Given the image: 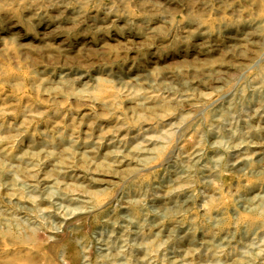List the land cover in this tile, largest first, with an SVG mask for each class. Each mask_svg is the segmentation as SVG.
<instances>
[{"label":"rangeland","instance_id":"obj_1","mask_svg":"<svg viewBox=\"0 0 264 264\" xmlns=\"http://www.w3.org/2000/svg\"><path fill=\"white\" fill-rule=\"evenodd\" d=\"M0 22V264H264V0Z\"/></svg>","mask_w":264,"mask_h":264},{"label":"clouds","instance_id":"obj_2","mask_svg":"<svg viewBox=\"0 0 264 264\" xmlns=\"http://www.w3.org/2000/svg\"><path fill=\"white\" fill-rule=\"evenodd\" d=\"M180 3L182 4H186V0H180ZM31 6V5H28ZM2 23V22H0ZM21 33L17 32L13 34L14 37V42L18 45V46H23V41L20 39L21 37ZM97 71L102 74V75H106V76H111L113 79H120L123 78L124 76V71L123 69H119V70H111L109 71L107 69V62L103 60V58H101L100 62H99V66L97 68Z\"/></svg>","mask_w":264,"mask_h":264}]
</instances>
